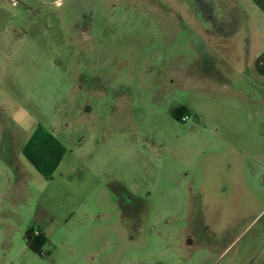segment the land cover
Returning a JSON list of instances; mask_svg holds the SVG:
<instances>
[{
	"label": "rangeland",
	"instance_id": "1",
	"mask_svg": "<svg viewBox=\"0 0 264 264\" xmlns=\"http://www.w3.org/2000/svg\"><path fill=\"white\" fill-rule=\"evenodd\" d=\"M241 1L0 0V264H227L264 221Z\"/></svg>",
	"mask_w": 264,
	"mask_h": 264
},
{
	"label": "crops",
	"instance_id": "2",
	"mask_svg": "<svg viewBox=\"0 0 264 264\" xmlns=\"http://www.w3.org/2000/svg\"><path fill=\"white\" fill-rule=\"evenodd\" d=\"M253 1L261 11L264 12V0H249ZM234 8L241 9V12L248 13V10L241 2V0H232ZM250 31H254L252 34L251 40V49L249 51V57L247 58L248 65L254 67V70L258 73V76L264 79V26L259 29L262 31L261 35L256 34L258 28L250 26ZM253 222H256L254 218ZM252 222V223H253ZM237 236H234L231 232H228L223 238L225 241L218 250H213L212 255L215 257L219 256L220 259L224 253H233V257L227 262V264H235V262L242 260L243 264H249L248 260L259 259V262H264V221L262 225L258 228H255L252 231V226L246 224V227L242 228ZM252 231V232H251ZM189 237V235H187ZM248 237V238H246ZM259 262L257 264H259ZM218 264V263H215Z\"/></svg>",
	"mask_w": 264,
	"mask_h": 264
},
{
	"label": "trees",
	"instance_id": "3",
	"mask_svg": "<svg viewBox=\"0 0 264 264\" xmlns=\"http://www.w3.org/2000/svg\"><path fill=\"white\" fill-rule=\"evenodd\" d=\"M186 112H187L186 108H183V107L179 108L178 110H176L175 116L177 118H181L184 114H186ZM32 230H33V227L28 229L26 232L27 243L33 251L40 252L41 246L47 241V238H46L45 234H41L39 236L32 238V236H31Z\"/></svg>",
	"mask_w": 264,
	"mask_h": 264
},
{
	"label": "flooded vegetation",
	"instance_id": "4",
	"mask_svg": "<svg viewBox=\"0 0 264 264\" xmlns=\"http://www.w3.org/2000/svg\"><path fill=\"white\" fill-rule=\"evenodd\" d=\"M201 1H202V0H196V4H197L196 6H197V7H196L195 9H197V8H199V9H205V8H206V7H203V8H202V6H201L202 2H201ZM206 9H207V8H206ZM206 9H205V10H206ZM85 29H86V28H85ZM85 31H88V30L86 29ZM91 36H92L91 38H92V40H93L94 42L97 43V41H100L98 38H96L97 35H94V33H93ZM87 47H88V48H89V47H94V45L91 44L90 46H87ZM91 52H92V51H91ZM177 110H178V109H177ZM174 116H175V113H174ZM185 116H187V115L184 114L181 118H177L176 116H175V117H176L177 119H179V120H184V117H185ZM123 199H124V198H122V197L118 198V201L120 202V205H122V204L124 203V202H123V201H124ZM41 234H45V233L42 231V229H41V228H38V229H37L36 227L33 226V230H32V232H31V236H32V238H33V237H36V236H39V235H41ZM45 236H46V235H45Z\"/></svg>",
	"mask_w": 264,
	"mask_h": 264
},
{
	"label": "clouds",
	"instance_id": "5",
	"mask_svg": "<svg viewBox=\"0 0 264 264\" xmlns=\"http://www.w3.org/2000/svg\"><path fill=\"white\" fill-rule=\"evenodd\" d=\"M60 0H57V3L59 4Z\"/></svg>",
	"mask_w": 264,
	"mask_h": 264
},
{
	"label": "built area",
	"instance_id": "6",
	"mask_svg": "<svg viewBox=\"0 0 264 264\" xmlns=\"http://www.w3.org/2000/svg\"><path fill=\"white\" fill-rule=\"evenodd\" d=\"M186 118H187V116L184 117V119H186Z\"/></svg>",
	"mask_w": 264,
	"mask_h": 264
}]
</instances>
